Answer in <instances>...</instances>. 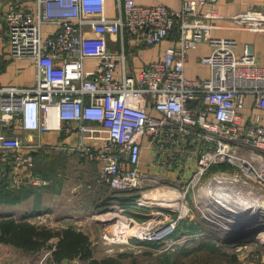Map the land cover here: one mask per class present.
<instances>
[{
	"label": "built area",
	"instance_id": "2783aa9c",
	"mask_svg": "<svg viewBox=\"0 0 264 264\" xmlns=\"http://www.w3.org/2000/svg\"><path fill=\"white\" fill-rule=\"evenodd\" d=\"M218 1L182 0L180 8H171L115 0L108 16L106 0H34V10L20 0H0L11 55L36 68L33 85L0 86V154L17 179L45 184L32 174L35 155L60 149L93 162L97 182L112 193L161 182L155 171L174 172L177 179L168 181L183 186L182 202L195 189L194 198L209 202L207 214L222 229H230L234 221L228 217L242 208L263 211L264 67L251 44L237 55L234 39L212 32L223 21L232 22L233 30L264 32V12L248 7L223 16ZM174 30L176 50L133 70L132 47L159 45ZM200 43L210 48L200 61L209 74L191 79L185 63ZM18 126L24 135L11 133ZM47 132L58 141L44 142ZM145 151L150 157L142 170ZM181 218L135 223L133 237L164 242ZM129 238L120 233L108 243ZM256 239L264 243V233ZM7 259L32 264L15 249L0 253V264Z\"/></svg>",
	"mask_w": 264,
	"mask_h": 264
},
{
	"label": "rangeland",
	"instance_id": "374dc122",
	"mask_svg": "<svg viewBox=\"0 0 264 264\" xmlns=\"http://www.w3.org/2000/svg\"><path fill=\"white\" fill-rule=\"evenodd\" d=\"M38 155L32 174L36 176L41 170L42 174H47L42 176L48 183L39 186L23 183L33 193L17 204L26 202L25 207L28 209L39 204L51 217H45L42 222L36 220L33 223L25 218L18 222L26 221L36 228L58 233L67 228L82 232L88 237L91 258L99 260L97 264H103L104 261L107 264H264V243L256 239L259 233H264V214L255 215L256 219L261 218L259 229L229 236L215 221L212 223L207 214L206 205L209 202L197 201L194 198L195 189L186 194L183 202V186L170 181L168 184L151 181L131 191L107 192L104 185L97 182L96 166L78 153L50 149L42 150ZM191 174L192 170L186 172L184 179H189ZM177 193L181 195L178 200L180 204L173 207L138 205L147 194L152 198L157 196L175 199L178 198ZM121 198L124 199L122 202ZM5 210L10 209H2L0 214ZM69 214L75 215L76 219L68 220ZM178 214L182 215L181 221L166 241L152 244L139 242L133 237L135 223L151 217L164 222ZM62 217L65 220L61 223L54 221ZM122 218H125V227L114 226ZM75 220L79 224H74ZM120 233L131 235L129 243L120 242L121 240L112 244L105 243V237L111 240ZM60 237L50 238L37 252L16 249L29 260L51 251L48 257L52 255L54 258L53 251L56 250ZM171 242L175 243L167 246ZM79 259L83 260L81 257ZM56 262L58 261L55 260Z\"/></svg>",
	"mask_w": 264,
	"mask_h": 264
},
{
	"label": "crops",
	"instance_id": "0c3cea01",
	"mask_svg": "<svg viewBox=\"0 0 264 264\" xmlns=\"http://www.w3.org/2000/svg\"><path fill=\"white\" fill-rule=\"evenodd\" d=\"M182 0H136V3L141 6H149L153 4H163L165 6L171 8H180ZM20 3L23 7L27 10H34L35 3L34 0H20ZM106 7H107V14L108 16H112L114 14L115 8V0H106ZM248 7H253L256 9L261 10L264 12V0H219L216 5V10L220 15L223 16H230L234 14H238L240 12L245 11ZM221 28H216L212 32L213 36L216 37H228L232 38L237 42L236 47V54L240 55L243 51V47L245 44H251L255 50L257 56V62L260 66L264 67V32H257V31H249V30H233L231 27L233 23L230 21H223L219 24ZM224 26V28L222 27ZM6 21L3 18V15L0 11V86H31L35 82V73L36 68L34 63L27 58H15L11 55L9 51L8 41H7V34H6ZM50 28L44 27L46 32L49 31ZM178 32L174 30L172 34L159 45L153 47H132V56H131V66L133 70L138 71L140 67L145 64L151 63L156 61L161 56L162 52L165 50H176V40H177ZM111 48H114V44L111 42ZM210 52L209 45L207 43H200L197 48L191 50L188 55V61L185 63V74L188 78H206L208 77L209 71L208 69L200 63L201 59L206 56ZM14 135H24V132L18 126L13 131H11ZM30 136V135H29ZM58 135L54 132H47L41 136V139L46 142H57ZM150 157V153L145 151L142 156V170H146L147 166L145 165L148 162ZM36 161V157H35ZM36 165V164H35ZM95 166V165H94ZM35 167V166H34ZM155 174L160 175L163 180L161 181L162 184H168V179L175 180L177 179L178 175L174 172H162V171H155ZM40 179L46 185L48 182L45 178L37 174ZM175 176V177H174ZM16 173L12 169L11 162L6 159L2 154H0V179H5L6 183L8 184V188H18L23 187V182H20L17 179ZM171 177H174L171 178ZM30 183H25V185H29ZM33 185V184H32ZM39 186V185H33ZM25 203L16 205H0V211L5 208H9L8 211H2L0 214V219L2 218H13L14 220L18 221L20 219H28L33 223L36 222L37 217L39 215H43L45 217H51L50 214L45 212V208L39 206V204L34 205V207L28 209L25 207ZM3 206V207H1ZM52 215V214H51ZM70 215V214H69ZM52 218L54 219L53 215ZM68 220L76 219V216L71 214L70 217H67ZM65 218H59L58 220H54L56 223H61L64 221ZM110 219L107 221L109 222ZM105 223V222H104ZM74 224H79L78 221H74ZM73 224V225H74ZM115 226V225H114ZM92 232V231H91ZM90 233V232H89ZM88 235V234H87ZM114 236V235H113ZM90 237V236H89ZM105 243H108L110 239L105 237ZM97 244V243H96ZM109 244V243H108ZM154 244V243H152ZM0 253L3 252L5 249H16V247L12 245H8L4 242H0ZM39 255L35 259H31L30 262L32 264H38ZM80 257H74L71 259H64L60 262L55 263V259L52 257H48L44 260V264H90V258L88 259H79ZM94 260L99 261L96 258ZM11 259H7L6 263H11ZM10 262V263H9Z\"/></svg>",
	"mask_w": 264,
	"mask_h": 264
},
{
	"label": "trees",
	"instance_id": "16d2710c",
	"mask_svg": "<svg viewBox=\"0 0 264 264\" xmlns=\"http://www.w3.org/2000/svg\"><path fill=\"white\" fill-rule=\"evenodd\" d=\"M39 153L35 155L38 158ZM37 162V160H36ZM40 172V173H39ZM38 173L47 176L45 173ZM5 179H0V205H16L23 198L29 197L33 192L27 187L8 188ZM105 190L109 192L107 184H103ZM124 199H120L122 202ZM60 235L56 250L53 251L54 259L58 262L64 259H71L74 257H81L83 259L90 258V264H97L98 261L91 258V250L89 247V240L82 232H78L73 228H67L61 233L52 232L47 229H39L36 226L29 224L26 221H16L13 218L0 219V242L21 248L26 252H37L46 242L54 237ZM107 264V262H102ZM168 264L167 262H164ZM163 264V263H162Z\"/></svg>",
	"mask_w": 264,
	"mask_h": 264
},
{
	"label": "water",
	"instance_id": "95a60500",
	"mask_svg": "<svg viewBox=\"0 0 264 264\" xmlns=\"http://www.w3.org/2000/svg\"><path fill=\"white\" fill-rule=\"evenodd\" d=\"M257 214L262 216L264 212L252 208H242L240 211H237L234 215L228 217L229 219L234 221L229 227L230 229L226 230L225 228H223L222 230L225 231V233L229 236L238 232L257 230L259 229V221L261 219H256L255 215ZM255 219L257 220V222L255 221Z\"/></svg>",
	"mask_w": 264,
	"mask_h": 264
},
{
	"label": "bare ground",
	"instance_id": "6f19581e",
	"mask_svg": "<svg viewBox=\"0 0 264 264\" xmlns=\"http://www.w3.org/2000/svg\"><path fill=\"white\" fill-rule=\"evenodd\" d=\"M178 198L175 199H166V198H162V197H150L148 194L144 195V197L140 200V204L143 205H149V206H161V207H173L176 205H179L180 202H178L179 197L181 196L180 193H177ZM259 206H262L264 208V200L259 203ZM252 207V206H251ZM185 210V209H184ZM112 216H116V215H112ZM125 218H122L119 223H118V227H124V221Z\"/></svg>",
	"mask_w": 264,
	"mask_h": 264
}]
</instances>
